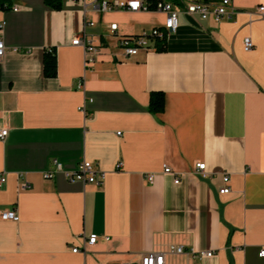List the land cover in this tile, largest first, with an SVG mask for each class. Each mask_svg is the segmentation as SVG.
Returning a JSON list of instances; mask_svg holds the SVG:
<instances>
[{"label":"crops","instance_id":"1","mask_svg":"<svg viewBox=\"0 0 264 264\" xmlns=\"http://www.w3.org/2000/svg\"><path fill=\"white\" fill-rule=\"evenodd\" d=\"M95 3L62 0L54 10L11 0L0 9L8 47L0 59V214L19 217H0V264H141L150 252H164V264H264V0H233L236 11L218 22L181 13L161 49L133 56L118 36L160 27L165 14ZM84 18L99 46L88 65L71 44ZM51 47L52 78L42 69ZM154 90L164 93L159 113L147 109ZM54 159L70 171L93 162L105 172L102 185L61 172L45 178ZM165 165L181 175L178 184ZM225 175L230 190L220 193ZM90 234L98 240L73 252ZM175 245L186 252L169 253ZM191 249L214 254L199 259Z\"/></svg>","mask_w":264,"mask_h":264},{"label":"built area","instance_id":"2","mask_svg":"<svg viewBox=\"0 0 264 264\" xmlns=\"http://www.w3.org/2000/svg\"><path fill=\"white\" fill-rule=\"evenodd\" d=\"M94 6L100 11L106 10H127L131 12L137 11H157L165 14V19L160 27H153L149 31H144L140 34L120 35L118 36V47L122 50L125 56L136 55L139 50H151L157 48V42L163 40L174 32L178 27L179 14H187L192 17H196L199 20L213 19L218 22L222 19H227L232 16L236 11L233 4V0H96ZM13 10H17V7H13ZM257 14L264 16V5H260L257 8ZM82 33L76 36L71 44L78 45L83 48L84 52V64L88 65L95 60V55L99 51V46L93 43L91 37L86 33V27L92 26L93 22L87 18L83 20ZM4 22L0 23V33L3 30ZM109 29L112 34H116L118 25L117 23H111ZM243 47L245 50H251L253 48V42L249 36L243 39ZM8 47L5 45L4 39L0 34V59L5 55ZM11 50L16 51V48ZM82 112H85V108H80ZM118 134L120 132H117ZM7 135V128L0 129V139H4ZM53 169L44 172L45 178H52L56 172H61L64 177L69 181H80L85 184L102 185L105 172L99 169L93 164V162L82 159L77 168L73 171L64 170L61 164L57 160H52ZM120 163L117 164V168L120 167ZM205 170V163L198 162L195 164V171L203 172ZM164 174H170L174 176L173 182L178 184L180 182V174L174 172L169 166L163 167ZM149 184L154 182L155 173L149 172L144 175ZM229 177L224 176L223 181L225 185L219 189L220 193H228L230 188L227 186ZM6 182V176L0 173V188ZM22 188H30V184L27 181L20 183ZM3 220H18V214L15 210H6L0 214ZM97 234H90L87 237H83L84 246L82 248L73 247L72 251H85V245H92L98 240ZM104 240H108L107 236H103ZM169 253L182 254L186 252L182 245H175L169 248ZM194 257L202 259L204 257L213 256L212 251H187ZM164 252H150L142 256L141 264H164ZM259 256H264V248L260 250Z\"/></svg>","mask_w":264,"mask_h":264},{"label":"trees","instance_id":"3","mask_svg":"<svg viewBox=\"0 0 264 264\" xmlns=\"http://www.w3.org/2000/svg\"><path fill=\"white\" fill-rule=\"evenodd\" d=\"M44 4L54 10L62 8V0H43ZM11 6V0H0V9L5 10ZM164 46V41L157 42V48L161 49ZM56 48H48L42 57L43 74L46 77L56 76ZM147 109L152 113L162 112L164 109V93L162 91L154 90L149 93Z\"/></svg>","mask_w":264,"mask_h":264}]
</instances>
